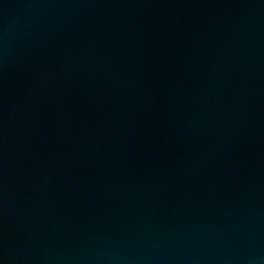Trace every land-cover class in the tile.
<instances>
[{"label":"water","instance_id":"95a60500","mask_svg":"<svg viewBox=\"0 0 264 264\" xmlns=\"http://www.w3.org/2000/svg\"><path fill=\"white\" fill-rule=\"evenodd\" d=\"M0 264H264V0H0Z\"/></svg>","mask_w":264,"mask_h":264}]
</instances>
